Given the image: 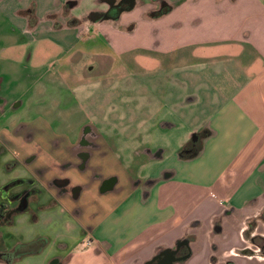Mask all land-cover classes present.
<instances>
[{"label": "crops", "instance_id": "obj_1", "mask_svg": "<svg viewBox=\"0 0 264 264\" xmlns=\"http://www.w3.org/2000/svg\"><path fill=\"white\" fill-rule=\"evenodd\" d=\"M163 1L168 9L158 17L148 15L155 7L137 5L117 20H93L105 0H0V52L36 43L35 55L46 56L33 67L35 81L13 100L3 94L0 71V148L38 152V165L51 169L36 220L20 216L1 231L7 247H28L0 264H147L184 242L189 256L176 264H264V0ZM83 6L87 15H75ZM112 58L115 69L107 67ZM105 73L118 77L117 113L108 123L118 136L114 144L104 134V153L88 164L100 178L91 181L87 171L58 170L77 164L62 148L75 145L89 117L74 127L78 108L61 99L32 107L27 95L41 96L48 85L77 97L114 90ZM58 76L63 81L54 86ZM20 124L31 141L13 135ZM180 127L184 137L172 152L185 166L165 162L143 174L141 158L162 161L171 148L162 135ZM149 135L154 143L146 142ZM198 135L199 151L182 159ZM60 176L83 188L75 204L54 197L51 180ZM102 180L112 184L100 193Z\"/></svg>", "mask_w": 264, "mask_h": 264}, {"label": "flooded vegetation", "instance_id": "obj_2", "mask_svg": "<svg viewBox=\"0 0 264 264\" xmlns=\"http://www.w3.org/2000/svg\"><path fill=\"white\" fill-rule=\"evenodd\" d=\"M104 1V0H103ZM107 2L106 9L103 12L91 14L92 19H108L117 20L122 14L132 11L134 6L150 5L155 7L148 11L151 17H158L163 14L168 8L163 0H105ZM78 24V22H73ZM8 108L7 111H15V107ZM12 133V131H10ZM13 135L24 140L31 141L32 135L24 125L20 124L13 130ZM95 135L90 128H84L82 135L74 146L62 148L64 154H75L77 164L74 166L72 162L66 161L58 166V170L66 172L75 168L78 172L85 173L88 178L93 181L100 178L97 171L98 167L88 168L89 161L95 158L96 153H104V140L100 136ZM201 136H196L193 141H190L185 155H191L200 143ZM14 149L0 148V257L7 262H12L21 257V251L27 248V244L12 242V245L7 247L5 239L1 235L2 229L12 227L15 218L20 216H29V219L34 222L44 206L40 201L43 196V191L40 188L42 179L45 175L51 172L50 168L38 165L40 155L38 152L27 153L14 145ZM97 158H101L100 156ZM19 175L14 177V173ZM70 177H54L51 184L55 185L56 198H64L68 196L69 201L75 204L80 194L82 187L72 185ZM112 184V180H102L99 186V192H104ZM8 241L11 240L8 236ZM9 248V249H8ZM260 249L263 246H259ZM189 256L187 244L176 247L172 252H165L160 257L147 264H176L185 261Z\"/></svg>", "mask_w": 264, "mask_h": 264}, {"label": "rangeland", "instance_id": "obj_3", "mask_svg": "<svg viewBox=\"0 0 264 264\" xmlns=\"http://www.w3.org/2000/svg\"><path fill=\"white\" fill-rule=\"evenodd\" d=\"M87 7H82V8H78L77 10H75L74 14L75 15H87L86 10ZM0 27H1V23H0ZM1 32V30H0ZM77 35L81 36L79 34V30H77ZM89 35V34H88ZM91 36L90 40H92V44H97L99 47H103L104 49V45H102L101 43H99L95 38H97L96 35H89ZM4 47L3 44L0 43V49H2ZM36 48H38V45L36 43L33 44H28L25 45L23 48H21L20 50H15L12 52H5L2 53L0 52V71H2L1 73H3V77H4V95H6L7 97H9L11 100L16 99L20 96V94L24 93V91L26 90V88L31 85L34 81H35V74H34V69L33 67L36 66L39 62H41L42 60H45L46 56H42L39 57L37 55H35V50ZM22 51V55L20 54V52ZM33 51V52H32ZM27 56H29V60H27ZM116 58H112L107 62V67L108 68H113L115 69L116 66H119V61L115 60ZM49 61L48 60L46 63L48 65ZM84 62V64L89 62V57L84 58V60H82ZM45 63V64H46ZM104 63V60H103ZM60 68V70H59ZM92 68H94L93 64H90V68L88 70H91ZM104 68V65L100 66V69ZM55 71L57 73L60 74V71L63 69L61 68V66L59 67L58 64L54 67ZM105 77L107 78H103V81L109 79L112 82L117 81L118 77H112L110 75H106V73L104 74ZM63 80H61V77H57L56 81L54 83V86L58 85L59 83H61ZM43 83V82H42ZM110 83V82H108ZM114 90L108 89V87L106 86L103 90H94V91H87L85 93H79L78 97L75 94V92L70 91L68 87H64L63 85H61V87H56V90H53L51 88L50 85H48V87H45L46 92L45 94H42L41 96L38 95V97H34L33 94H28L27 97L29 99H31L32 101H30L31 106L32 107H47L49 106L50 102L52 101V99H61L62 100V105L63 106H72V108H78L80 110V112L75 111V113H73L70 117V121L72 122V126H76L75 123L79 121V119L83 116H88L89 118H86L87 124H85V126H82V128L87 127L90 128L92 131H97L98 134L101 135V138L104 140V134L110 136L113 140H114V144L117 142V136H118V132H117V126L116 125H111L108 124L109 120H111V116H115L117 113V108L115 106L116 103V89H117V83H114ZM68 90V91H67ZM80 97H83L82 99ZM80 98V99H77ZM26 99V98H25ZM79 106H83L85 107V109L82 110L81 107ZM102 106V107H101ZM90 110H93V113H95V115H88L90 113ZM100 112H105L104 116H103V120H97L96 118L99 117V113ZM85 113V115L83 114ZM32 115V110H30V116ZM99 119V118H98ZM106 120V121H104ZM108 120V121H107ZM105 123V125H104ZM182 127V126H181ZM180 127V129L177 130V132L174 130L169 134L168 132L166 133V136L161 137L162 141L166 142L171 148L170 151L168 152V154L165 156V158L162 161H147L145 162L142 158H141V164L145 163V168L143 169V174H146L149 169L152 170L155 167H160L163 163L165 162H169L170 164H172L173 166L176 167H184L185 164L180 162V161H176V159L173 157L176 155L175 152H172V150L176 147L177 143L180 141V139L183 136L184 131L182 130V128ZM81 128V129H82ZM80 129V131H81ZM158 135V134H157ZM161 133L159 134V138H160ZM172 135V136H171ZM157 137V139H158ZM166 137V138H165ZM165 138V139H164ZM155 139V140H157ZM187 139V138H184ZM146 141V140H145ZM148 143H154V138L152 136H148L147 141ZM119 143V142H118ZM115 153L116 150L114 149ZM121 153L122 152L119 150L117 151V153ZM133 169L135 171H137L136 168L133 167ZM147 171V172H146ZM147 175V174H146Z\"/></svg>", "mask_w": 264, "mask_h": 264}, {"label": "trees", "instance_id": "obj_4", "mask_svg": "<svg viewBox=\"0 0 264 264\" xmlns=\"http://www.w3.org/2000/svg\"><path fill=\"white\" fill-rule=\"evenodd\" d=\"M199 149H200V147H199V145H198V147L196 148V150H195V151L193 152V154H191V155H185L183 152L180 151V157L183 159V158H188V157H191V156H193V155H196L197 152L199 151Z\"/></svg>", "mask_w": 264, "mask_h": 264}]
</instances>
